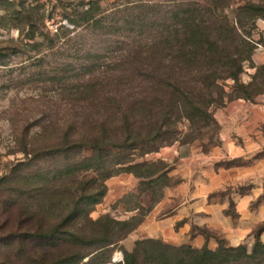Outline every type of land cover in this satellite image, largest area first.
<instances>
[{"label": "trees", "instance_id": "16d2710c", "mask_svg": "<svg viewBox=\"0 0 264 264\" xmlns=\"http://www.w3.org/2000/svg\"><path fill=\"white\" fill-rule=\"evenodd\" d=\"M230 1H155L134 5L130 12L119 9L108 18L90 0L65 15L73 27L60 25L63 35L47 33L50 48L61 36L77 43L76 65L55 63L52 76L81 79L67 93L65 106L38 125L32 140L24 133L19 140L23 156L0 176V264H110L112 246L142 221L169 183L159 184L157 197L138 217L116 219L106 213L92 218L90 211L106 192L105 179L131 172L139 178V192L153 195L170 165L137 157L172 143L182 118L192 132L186 142L202 130L214 131L212 105L252 99L262 91L264 63L256 66L251 81L239 77L245 62L253 65L255 47L245 21L264 17V1H245L232 19L214 12ZM19 4L26 10L23 1ZM20 17L30 27L32 45L39 44L32 14ZM5 64L0 59V66ZM259 69L263 73L256 81ZM226 78L233 79L230 92L223 86ZM59 112L62 120L54 117ZM262 232L264 222L251 230L249 246L231 245L218 235L214 248L138 239L124 251V264H264Z\"/></svg>", "mask_w": 264, "mask_h": 264}, {"label": "rangeland", "instance_id": "374dc122", "mask_svg": "<svg viewBox=\"0 0 264 264\" xmlns=\"http://www.w3.org/2000/svg\"><path fill=\"white\" fill-rule=\"evenodd\" d=\"M20 1H23L25 5L24 9L26 10L23 11L22 5L19 4ZM89 1L90 0H0V59L6 63L0 66V176L6 173L11 165L23 156V152L20 150L21 142H19V140L24 136V133H27L26 139L28 141L32 140L34 133L38 129V125L43 123L45 119L50 118L48 114L54 113L53 109L63 108L68 100L67 93L70 89L74 90L79 85L81 79L79 76L69 77V74L66 73L62 77H53L52 72L49 71L51 70L50 67L55 63L67 62L76 65L78 62L76 58L77 54L72 51L77 43L73 40L63 41L66 36H61L57 45L50 48L47 45V38H45V36L47 33L51 35L53 32L63 35L62 28L59 27L60 25L70 28L73 27L65 15H72L74 12L86 7ZM94 1H97L99 9L103 13L109 14L108 18H111L113 17L112 13L119 11V9L120 12H130L134 9V5L141 3L158 1L162 2L164 5H168L173 2L188 0ZM245 1L248 0H231L229 5H224L223 8H218L217 10L214 9V12H222L232 19L233 11L235 12L236 8L244 4ZM249 1L259 2L264 0ZM18 12L20 13L18 14ZM23 12L24 14L26 12L32 14L33 27H35L36 33H39L36 38L39 44L35 46L32 45L34 43L28 39L29 25L24 17H20V14ZM118 13L115 15H118ZM245 25L249 32L248 35L254 41L255 47L251 54L253 65L249 62H245L243 71L240 74L239 81L243 83L251 81L256 66H260L264 63V17L257 16L254 21L249 19L245 21ZM78 29L79 27L76 30ZM72 33L73 32L70 34ZM261 73H263V70L259 69L256 81H260ZM233 84V79L231 78L223 80V86L227 92L231 91ZM257 84L258 86L260 85L259 83ZM261 87L262 91L254 95L252 99L235 97L226 100L223 105H212V114L217 124L214 131L208 132L209 135L205 133L206 130H202L196 138L184 142L188 136H191L190 133L192 132H190L189 121L186 118H182L178 124L180 132L177 138L170 144H183V142L194 143L204 151H209L213 146L219 145L221 123L216 116V111L224 107L228 102L233 101L264 104V85ZM54 117L62 120V112L54 115ZM262 131L264 132V125L262 126ZM166 145L169 144L162 146ZM145 157L147 156L137 157L136 160L145 159ZM254 157L255 159L262 160V189L261 194L251 202L252 207L264 203V144H262L260 150L255 152ZM159 166L160 163L154 165V167ZM124 173H127V171L118 172L105 179L107 189L102 200L96 203L90 211V216L92 218H97L99 215L106 213L116 219L130 218L134 214V218L138 217L141 213L145 212L147 206H150L151 199L157 197L161 186L159 184L161 182L172 184L177 180L171 176L161 178L157 183V187H154L153 195L148 191L139 192L137 181L133 189H130L127 193H123L120 197H115L114 194L118 189L109 192V187L119 186L120 184H115L116 176ZM90 174L91 176L95 175L94 172ZM246 188H248L247 185L243 190L245 191ZM225 192L226 190L219 191L222 196ZM137 205L139 207H137ZM134 206H136V208ZM163 209L165 208H162V210ZM226 211L231 213L234 212L233 201L230 200ZM262 222H264V219L259 221L255 226ZM138 225L112 246L110 264H124V251L131 250L135 240L149 238L147 236H141V233L138 232ZM194 230L201 232L205 237H213L215 239L218 237L215 231L202 226H197ZM260 237L264 240V232L261 233ZM253 238L254 236L250 233V237L243 242H246L249 246L253 242ZM106 264L109 263L107 262Z\"/></svg>", "mask_w": 264, "mask_h": 264}, {"label": "crops", "instance_id": "0c3cea01", "mask_svg": "<svg viewBox=\"0 0 264 264\" xmlns=\"http://www.w3.org/2000/svg\"><path fill=\"white\" fill-rule=\"evenodd\" d=\"M216 116L221 123L220 144L209 151L194 143H175L145 154L147 160L168 163L167 174L177 180L162 187L161 197L138 225L141 236L160 237L176 245L200 247L207 243L214 248L215 238H206L197 230L191 235L190 230L196 225L215 231L236 245L248 239L253 227L264 219V203L251 206L262 189V160L255 159L254 154L264 144V104L228 102L216 111ZM234 159L237 162L233 164H220ZM138 180L131 172L116 176L115 184L120 185L110 186L109 192L118 189L114 195L120 197L133 189ZM220 190H226L223 196ZM230 200L236 215L226 212Z\"/></svg>", "mask_w": 264, "mask_h": 264}]
</instances>
